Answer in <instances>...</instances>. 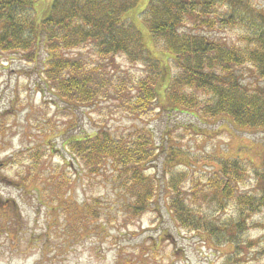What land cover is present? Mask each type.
Segmentation results:
<instances>
[{
  "label": "rangeland",
  "instance_id": "obj_1",
  "mask_svg": "<svg viewBox=\"0 0 264 264\" xmlns=\"http://www.w3.org/2000/svg\"><path fill=\"white\" fill-rule=\"evenodd\" d=\"M52 1L36 0L31 12L36 22L49 14ZM149 1L139 0L128 20L140 33L148 57L160 68L155 108L148 116H128L109 102L68 107L40 81L44 49L36 63L23 61L19 54H0V264H264L259 254L264 247V208L246 219L245 227H236L235 203L239 195L262 194L257 176H264V131H236L226 118L200 122L189 112L159 108L168 106L165 94L175 71L170 55L153 42L141 22ZM250 3L264 13V0ZM209 35L247 46L243 28ZM117 62L135 78L143 74L142 67L127 65L123 57L117 56ZM242 84L250 91L255 84L264 86L248 71ZM104 130L115 137L141 130L153 139L157 159L145 174L156 180L157 194L148 211L137 218L127 213L111 169L90 176L65 146L70 137ZM38 151L43 155L32 161ZM222 160L237 162L245 170L233 198L221 207L217 200L203 202L199 196L192 201L191 194L185 204L211 226L225 227L224 237L210 239L178 227L167 210L166 181L185 176L181 187L189 190L212 178ZM53 171L63 174L61 180L53 179ZM57 181L63 200L97 210L94 231L81 232L82 225L76 230L67 223L64 204L58 205L53 195ZM228 236L240 245L239 251L227 242Z\"/></svg>",
  "mask_w": 264,
  "mask_h": 264
},
{
  "label": "trees",
  "instance_id": "obj_2",
  "mask_svg": "<svg viewBox=\"0 0 264 264\" xmlns=\"http://www.w3.org/2000/svg\"><path fill=\"white\" fill-rule=\"evenodd\" d=\"M35 2L0 0V54H19L23 61L36 63L40 49H44L46 59L40 81L68 107L91 108L109 102L131 117L152 113L159 64L148 57L140 33L128 21L129 12L139 0H53L49 14L38 22L33 18ZM250 2L149 1L141 22L153 42L170 55L175 71L165 94L168 106L160 109L189 112L200 122L226 118L236 131H264V86L255 84L250 91L242 84L246 71L264 82V13ZM236 27L245 30L244 48L209 35ZM76 50L79 53L71 55ZM117 56L129 66L142 67L143 74L138 78L129 74L118 64ZM65 146L88 175L98 176L111 169L110 176L132 218L148 211L158 189L154 177L145 174V168L157 159L148 133L135 130L125 137H115L104 130L70 137ZM42 155L38 151L30 159L37 161ZM173 156L171 151L169 158ZM244 172L237 162L222 160L212 178L189 190L181 187L185 176L166 181L170 196L167 210L175 224L210 239L218 235L223 238L225 227L221 230L211 226L185 202L192 194V201L199 196L203 202L217 200L222 207L225 200L233 198ZM55 173L53 179L63 175ZM257 181L263 187L260 197L239 195L235 199L239 209L236 227H245V220L264 208V176H257ZM61 188L57 181L53 195L58 205H65L67 223L76 230L75 226L82 225L81 232L94 231L97 210L70 205L63 200L64 193H58ZM232 237L228 236L227 242L239 251L240 245H234ZM259 254L264 256V247Z\"/></svg>",
  "mask_w": 264,
  "mask_h": 264
}]
</instances>
